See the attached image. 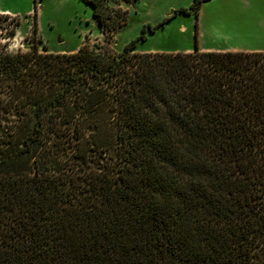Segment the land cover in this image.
Returning a JSON list of instances; mask_svg holds the SVG:
<instances>
[{
  "label": "trees",
  "instance_id": "obj_1",
  "mask_svg": "<svg viewBox=\"0 0 264 264\" xmlns=\"http://www.w3.org/2000/svg\"><path fill=\"white\" fill-rule=\"evenodd\" d=\"M82 1L110 42L137 0ZM146 30L0 42V264H264V52L142 53Z\"/></svg>",
  "mask_w": 264,
  "mask_h": 264
},
{
  "label": "rangeland",
  "instance_id": "obj_2",
  "mask_svg": "<svg viewBox=\"0 0 264 264\" xmlns=\"http://www.w3.org/2000/svg\"><path fill=\"white\" fill-rule=\"evenodd\" d=\"M246 2V1H245ZM203 3L198 18L195 13L179 12L190 8L194 0H137L123 4L128 10L126 24L110 42L103 33L93 9L82 0H22L19 3L2 4L18 12L20 26L15 36L6 38L12 21L4 20L0 25V42H10L9 50L28 51L33 42L41 39L40 52L46 49L54 53H71L87 44L109 45L121 52L127 44L142 36L145 27L146 40H139V52L176 53L170 49H201L214 47H246L250 44L264 46V2ZM34 10L31 16L28 10ZM38 15L39 31L34 33L35 12ZM193 13V12H192ZM165 23L155 32L149 26ZM197 23V26H196ZM9 26V27H8ZM163 28V29H162Z\"/></svg>",
  "mask_w": 264,
  "mask_h": 264
},
{
  "label": "crops",
  "instance_id": "obj_3",
  "mask_svg": "<svg viewBox=\"0 0 264 264\" xmlns=\"http://www.w3.org/2000/svg\"><path fill=\"white\" fill-rule=\"evenodd\" d=\"M21 1L22 0H0V5H1V3L2 4H7V3H10V4L13 3L14 4V3H19ZM207 1H209L211 3H215V2H218V1H222V2H224L226 4L227 3H231V2H235V0H206L203 3H206ZM236 1H241V2H245L246 1V2H249V3H252V2H264V0H236ZM202 7H203V4L201 6V9H202ZM201 9H200V11H201ZM33 11L34 10H32V9L28 10L27 11L28 12V15L27 16H31V14H33L32 13ZM0 14L1 15L8 14V15H11V16L20 17V15H19L18 12H15V11L9 9L8 7H3V8L0 7ZM191 14H194V13H191ZM191 14H189V15H191ZM38 28H39V26H38ZM170 50L175 51V52H186V53H188V52H194L195 51V50L193 51L191 49H183V50H180V49H170ZM199 50L201 52H213V51L214 52L215 51L216 52L217 51L218 52H264V46L263 45H257L256 46V45L250 44V45H248L246 47H237V46H234V47H230V48H226V49L225 48L224 49L214 48V47H203V48H201ZM160 51H162V50H157V52H160Z\"/></svg>",
  "mask_w": 264,
  "mask_h": 264
}]
</instances>
